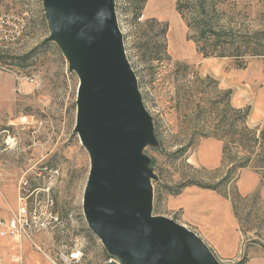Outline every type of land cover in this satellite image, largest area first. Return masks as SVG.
Listing matches in <instances>:
<instances>
[{
    "label": "rangeland",
    "instance_id": "obj_1",
    "mask_svg": "<svg viewBox=\"0 0 264 264\" xmlns=\"http://www.w3.org/2000/svg\"><path fill=\"white\" fill-rule=\"evenodd\" d=\"M177 1L115 0L126 57L153 125L155 142L143 150L154 174L152 213L180 223L184 191L196 186L186 183L216 186L196 187L214 190L230 203L241 233L236 255L217 259L264 264V0L220 1L222 17L230 16L242 36L235 45L243 55L237 58L199 53ZM47 34L42 0H0V71L15 77L14 97L0 107V192L6 189L16 204L18 196L28 195V205L49 194L59 215V223L45 230L0 236V264H12L18 253L24 264H51L73 246H83L93 261L107 255L82 212L89 155L73 133L78 77L54 42L42 44ZM259 39V54H249ZM224 101L229 110L221 121ZM233 119H238L234 125ZM240 129L249 132L242 143L253 147L231 146ZM217 134L225 137V158L222 154L219 165L206 168L198 162L199 141L214 137L223 147ZM247 153L249 165L237 167ZM244 171L250 176L240 179ZM11 215L0 206V221Z\"/></svg>",
    "mask_w": 264,
    "mask_h": 264
},
{
    "label": "water",
    "instance_id": "obj_2",
    "mask_svg": "<svg viewBox=\"0 0 264 264\" xmlns=\"http://www.w3.org/2000/svg\"><path fill=\"white\" fill-rule=\"evenodd\" d=\"M48 34L78 77L73 133L89 155L88 228L123 264H224L194 231L153 214L143 150L154 131L126 57L115 0H42Z\"/></svg>",
    "mask_w": 264,
    "mask_h": 264
},
{
    "label": "crops",
    "instance_id": "obj_3",
    "mask_svg": "<svg viewBox=\"0 0 264 264\" xmlns=\"http://www.w3.org/2000/svg\"><path fill=\"white\" fill-rule=\"evenodd\" d=\"M14 86V75L0 71V107L7 105L13 99ZM232 101L237 104L239 99L236 97ZM198 151V162L202 166L212 168L220 164L222 144L218 139L214 137L200 139ZM242 176L248 177L250 174L244 171L240 179ZM241 183L244 182L241 180ZM2 189L0 206H4L9 213H12L18 203L16 204L12 197L6 195V189ZM203 199L209 201L206 202L207 205H202ZM192 206L193 209H189ZM182 208L184 212L180 223L195 228L220 261L229 260L236 255L240 249L241 233L238 221L226 199L214 190L191 186L184 191Z\"/></svg>",
    "mask_w": 264,
    "mask_h": 264
},
{
    "label": "trees",
    "instance_id": "obj_4",
    "mask_svg": "<svg viewBox=\"0 0 264 264\" xmlns=\"http://www.w3.org/2000/svg\"><path fill=\"white\" fill-rule=\"evenodd\" d=\"M220 1L221 0H179L176 3V9L188 27V38L195 42L197 51L204 57L209 55L216 57H241L243 54L238 53V47L235 44H239L242 40V36H237L236 27L230 24V16L222 17L221 14H224L225 11L220 4ZM237 40L239 41L236 42ZM262 40L259 39L258 45H256L253 51L248 53L251 55L259 54L258 46H262ZM45 43L46 42H43L42 44ZM225 102L226 101L223 103V110H221L219 114L221 121L227 120L225 119V114L229 108ZM231 111L232 117L234 112L236 113L235 116H237V112H241L240 109L234 110V112L233 110ZM236 121H238V119H233L232 124L234 125ZM238 131V133L235 131V134H237L238 137L231 138V146L247 148V146L251 145V143L243 144L241 138L243 136L248 137L247 135L249 132L246 130L244 131V129H240ZM216 137L222 140V154L224 157L226 151L225 137L219 134H217ZM251 147L253 146L251 145L250 148ZM258 154H263V152L260 151ZM242 158L241 162L237 164V167L239 168L248 166V162L251 159L248 153ZM253 166L259 167L255 164ZM188 185H196L202 188L210 189L216 188V186L205 185L196 181L186 183V186Z\"/></svg>",
    "mask_w": 264,
    "mask_h": 264
},
{
    "label": "built area",
    "instance_id": "obj_5",
    "mask_svg": "<svg viewBox=\"0 0 264 264\" xmlns=\"http://www.w3.org/2000/svg\"><path fill=\"white\" fill-rule=\"evenodd\" d=\"M17 77L16 79L19 80ZM21 86L18 84V89ZM57 173V170L54 171ZM26 181L22 183L23 189ZM18 204L11 217L0 221L1 237H16L22 232L25 234L31 231H42L48 227L59 223V215L53 210L54 198L46 194L42 198L36 197L33 203L28 205V195L18 196ZM35 245V244H34ZM37 247V245H35ZM12 264H24L21 254H15L11 259ZM51 264H123L119 258L107 254L99 261H93L89 257L87 250L83 246H73L57 253L54 259H50Z\"/></svg>",
    "mask_w": 264,
    "mask_h": 264
}]
</instances>
